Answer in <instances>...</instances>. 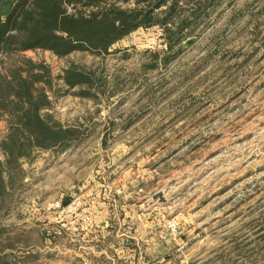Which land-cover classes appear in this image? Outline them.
Listing matches in <instances>:
<instances>
[{
    "label": "rangeland",
    "instance_id": "rangeland-1",
    "mask_svg": "<svg viewBox=\"0 0 264 264\" xmlns=\"http://www.w3.org/2000/svg\"><path fill=\"white\" fill-rule=\"evenodd\" d=\"M176 1L172 33L0 54V75L20 70L73 132L6 163L0 264H264V0Z\"/></svg>",
    "mask_w": 264,
    "mask_h": 264
},
{
    "label": "trees",
    "instance_id": "trees-1",
    "mask_svg": "<svg viewBox=\"0 0 264 264\" xmlns=\"http://www.w3.org/2000/svg\"><path fill=\"white\" fill-rule=\"evenodd\" d=\"M167 2L136 0L138 5L146 3L148 13L151 12L148 16H140L141 10L124 9L108 0H0V54L37 48L49 49L59 55L80 47L107 50L144 25L160 24L165 31L172 33L169 25L176 22L172 17L176 0L168 5L165 16L153 15ZM69 6L72 11H69ZM12 74L10 78L0 75V111L9 109L14 99L23 102L18 109L20 112L15 115L11 133L2 143L6 162L0 159V197L6 190V163L30 155L28 151L23 152V148H51L66 141V137L73 133L71 129L54 127L48 118L40 115V105L34 99L31 84L22 77L20 70ZM66 74L67 82L72 85L76 83L70 77H80L74 68L67 69ZM18 133L25 134L23 139L18 137Z\"/></svg>",
    "mask_w": 264,
    "mask_h": 264
}]
</instances>
